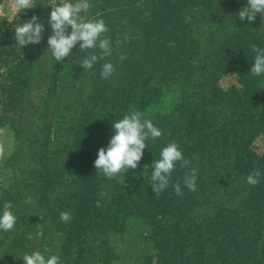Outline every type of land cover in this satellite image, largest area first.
I'll list each match as a JSON object with an SVG mask.
<instances>
[{
  "label": "trees",
  "instance_id": "1",
  "mask_svg": "<svg viewBox=\"0 0 264 264\" xmlns=\"http://www.w3.org/2000/svg\"><path fill=\"white\" fill-rule=\"evenodd\" d=\"M59 2L34 0V8L19 10L11 21L0 19V130L11 126L21 141L23 126L35 115L40 145L39 152L28 151L37 167L24 170L23 186L0 187V214L7 201L17 217L15 231L0 230V264H25V254L44 252L43 240L36 244L31 237L45 214L63 234L57 252L62 264H79L95 249L101 254L86 237L114 227L110 213L117 209L121 229L128 217L148 228L142 241L154 249L156 264H264V152L251 146L255 135L264 138V75L250 73L251 46L264 48V28H228L220 0H89L84 15L105 21L113 55L86 72L82 60L98 49L83 52L77 44L63 62L48 51L50 4ZM33 15L44 25L43 39L21 47L15 27ZM256 20L264 22L260 15ZM121 53L127 59L121 61ZM106 62L116 69L110 79L100 75ZM228 73L236 75L238 89L220 86ZM85 77L87 91L79 84ZM37 86L43 88L39 111L30 99ZM172 89L179 92L172 111L148 116L147 109ZM133 109L163 135L147 142L139 162L144 175L123 185L120 175L108 179L94 162L115 134L114 123ZM63 126L68 134L52 138ZM171 142L191 164L178 167L156 197L152 164ZM192 168L195 192L183 183ZM256 170L260 183L253 187L247 176ZM177 181L182 197L175 194ZM56 188L62 197H53ZM61 212H70L71 221H61Z\"/></svg>",
  "mask_w": 264,
  "mask_h": 264
},
{
  "label": "clouds",
  "instance_id": "2",
  "mask_svg": "<svg viewBox=\"0 0 264 264\" xmlns=\"http://www.w3.org/2000/svg\"><path fill=\"white\" fill-rule=\"evenodd\" d=\"M14 4L20 10L34 8V0H14ZM52 11L48 23L52 28V34L48 38V51L57 62H63L65 58L73 56V49L79 44L83 52L98 49V52H90L81 62L87 71L93 69L99 61L113 55L111 38L106 34L110 31L103 19L95 20L88 18L86 14L91 7L89 0H60L59 3L50 4ZM247 5L238 16L241 21L254 22L259 14L264 19V0H247ZM69 28L71 32L69 34ZM43 23L35 15L31 20L15 27V40L21 46L39 44L44 36ZM252 52L255 53L254 65L250 73L255 76L264 75V48L253 44ZM47 51V52H48ZM127 59L123 53L120 60ZM116 69L111 62L102 65L100 73L103 79H110ZM115 134L112 136L107 148L101 147L94 166L108 179H115L121 174H127L130 169H137L142 160L144 150L148 147V141H155L163 133L154 125L153 121L146 118L144 113L135 109L113 125ZM3 149L0 148V156ZM191 164L186 159L182 149L176 142L169 143L160 152V158L152 164L151 187L156 197L165 191L169 185L173 173L179 167L181 169ZM147 167V166H146ZM261 172L259 170L247 176V183L253 187L260 183ZM184 185L195 192L197 190V169L192 168L190 173L183 178ZM175 194L183 196L181 184L177 181L174 185ZM101 195H107L102 192ZM26 203L31 204L32 198L27 197ZM97 207L100 202L97 201ZM11 202L3 203L2 214H0V230L4 232L15 231L17 217L12 211ZM72 219L70 212H61L60 220L68 223ZM22 259L25 264H62L58 254L45 255L41 251L25 254Z\"/></svg>",
  "mask_w": 264,
  "mask_h": 264
},
{
  "label": "rangeland",
  "instance_id": "3",
  "mask_svg": "<svg viewBox=\"0 0 264 264\" xmlns=\"http://www.w3.org/2000/svg\"><path fill=\"white\" fill-rule=\"evenodd\" d=\"M241 3L242 2L240 0H220V5L223 6L224 11L222 16H219L225 18L223 21H226L225 23L228 24L227 27L233 28L241 23H254L257 24L256 28H264V22H262V20L261 22L259 20L249 22L247 18L243 21L239 19V11L248 6L245 3ZM19 10L20 9H18L14 4V0H0V19L5 18L11 21L17 15ZM257 17H259V15ZM1 33L2 31L0 27V35ZM79 81V84L87 91L89 79L87 77L79 78ZM219 84L223 89H230L233 87L237 89L239 88L236 75L233 73H228L222 76ZM41 86H37L35 95L30 98L32 99L31 102L34 108L38 111L43 107L42 100H40V96H42L43 92V88ZM178 102L179 92L173 89L168 90L161 95L155 104H152L147 109V115L152 117L155 114L169 113ZM48 115L52 120L50 121L54 123L55 115H53V112L52 115L50 113H48ZM32 119L31 124L23 126L25 135L22 137L21 141L15 136L14 130L11 126L6 125L0 130V148L3 149V155L0 156V187H15L19 183L22 187V181L26 178L24 170L26 168L37 167L28 156V151L35 149L36 152H39L40 150V145L38 143L39 136L36 134V127H38L37 125L39 120L36 119L35 115L32 116ZM27 133L28 135H26ZM63 134H68L64 126L55 132L53 137L52 135L50 137L58 138L60 136L62 137ZM251 146L256 152L263 153V136L255 135L252 139ZM144 170L145 169L142 166H138L137 169H130L127 174H121L119 176V180L121 184L124 183L123 185H125L126 180L128 179L135 180L142 177L144 175ZM62 194V190H60V188H56L53 197H62ZM16 207L20 208L19 206ZM13 213H15V211H13ZM122 214V211H118V209L114 210L110 213L114 227L104 232L102 231L101 233H95L96 237H86L87 243H92L94 246H101L102 253L100 254L101 249H99V251L97 249L93 250L92 253H94V255L89 253L91 252L89 251L85 254L87 256L83 259H78L79 264H156L154 249L150 244H146L142 241L141 234L146 233L148 228L141 226V223L137 219L128 217L121 229L120 224L122 220L120 218ZM49 218L50 216L45 214L44 217L39 219V224L36 223L37 233H34L35 236L31 237V240L36 244H38L40 240H43V253L46 256L50 254H57L59 246L63 240V234L54 230L52 220ZM111 229L112 231H110ZM107 248L108 250H105ZM76 252L77 251H75L74 254H77Z\"/></svg>",
  "mask_w": 264,
  "mask_h": 264
}]
</instances>
